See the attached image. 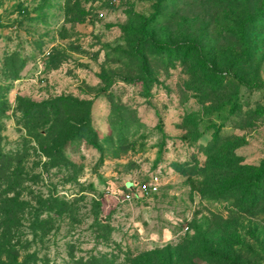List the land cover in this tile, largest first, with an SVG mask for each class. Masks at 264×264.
Returning a JSON list of instances; mask_svg holds the SVG:
<instances>
[{
	"label": "rangeland",
	"instance_id": "rangeland-1",
	"mask_svg": "<svg viewBox=\"0 0 264 264\" xmlns=\"http://www.w3.org/2000/svg\"><path fill=\"white\" fill-rule=\"evenodd\" d=\"M262 162L264 0H0L10 258L264 264Z\"/></svg>",
	"mask_w": 264,
	"mask_h": 264
},
{
	"label": "trees",
	"instance_id": "trees-1",
	"mask_svg": "<svg viewBox=\"0 0 264 264\" xmlns=\"http://www.w3.org/2000/svg\"><path fill=\"white\" fill-rule=\"evenodd\" d=\"M263 176H264V162H262L261 165L257 168V171L255 172V176H254L255 177L254 181L260 183ZM10 255H11L10 242L8 238L6 237L5 233L2 232L0 234V264H26L25 260L19 262L17 260L16 254L14 255L13 253L11 258H10ZM29 256L31 257L32 255L29 254ZM190 264H195L193 262V259H190Z\"/></svg>",
	"mask_w": 264,
	"mask_h": 264
},
{
	"label": "built area",
	"instance_id": "built-area-1",
	"mask_svg": "<svg viewBox=\"0 0 264 264\" xmlns=\"http://www.w3.org/2000/svg\"><path fill=\"white\" fill-rule=\"evenodd\" d=\"M159 189V176L153 174L148 180L142 182H131V187H127V191L124 192L123 198L125 200H131L134 197H141L147 194L157 192Z\"/></svg>",
	"mask_w": 264,
	"mask_h": 264
},
{
	"label": "water",
	"instance_id": "water-1",
	"mask_svg": "<svg viewBox=\"0 0 264 264\" xmlns=\"http://www.w3.org/2000/svg\"><path fill=\"white\" fill-rule=\"evenodd\" d=\"M127 187H131V182H128L127 183Z\"/></svg>",
	"mask_w": 264,
	"mask_h": 264
}]
</instances>
